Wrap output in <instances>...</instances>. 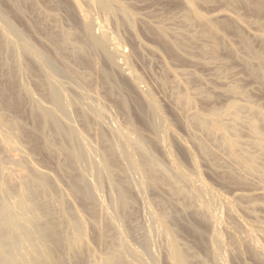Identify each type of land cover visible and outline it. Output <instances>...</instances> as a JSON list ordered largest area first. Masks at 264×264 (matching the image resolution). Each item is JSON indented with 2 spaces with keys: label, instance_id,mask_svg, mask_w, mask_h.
<instances>
[{
  "label": "bare ground",
  "instance_id": "1",
  "mask_svg": "<svg viewBox=\"0 0 264 264\" xmlns=\"http://www.w3.org/2000/svg\"><path fill=\"white\" fill-rule=\"evenodd\" d=\"M174 1L182 8L177 19L179 30L170 32L173 34L170 38L166 32L169 30L163 27L164 23L162 26L156 21L158 25L155 26L150 22L152 28H148L164 53L178 64L185 55H192L193 49H197L203 58L222 62L225 59L220 53L227 47L224 36L229 32L240 45L245 57L243 59L241 56L243 62L252 67L250 73L257 75L259 84L264 87V51L262 48L256 49L249 34L244 31L246 25L253 29L264 27V0H220L230 10L236 6L241 7L246 14L257 18L254 20L245 19L244 15L235 14L237 12L226 13V10L222 11L225 14L215 12L217 15H209L196 6L197 3L208 6L211 0H198L196 4L193 0ZM14 2L15 7L12 6ZM38 2L40 1L15 0L10 5L16 8L13 9L15 14H22V4L28 3L32 9L38 10ZM48 2L54 8L65 10L75 24L72 30H63L56 14L48 13L47 10L45 12L41 8L43 12L39 11L42 14L38 15H42L41 18H36L35 25H30L39 28L45 25L46 20L49 26L53 21L52 28L45 36L50 42V50L35 46L24 27L18 28L11 20V15L7 14L8 11L0 6V264H157L158 256L156 259V252L154 253L150 243L151 232L154 231L148 228L142 235V252L130 246L127 236L125 238V234L137 223L133 211L135 197L140 193L145 196L149 190L156 196V199H152L153 205L156 201L159 207L151 205L152 197L147 202L144 201L148 203L153 228L164 240L166 264H228L230 257H242L241 254L244 255L245 252L255 264H264V244L256 235L259 232L264 242V229L261 222L257 223L260 220L257 221L255 215L258 209L264 210V109L259 102L251 100L249 91L231 83L232 86L225 85L224 96L238 97L242 102L234 98L221 106L224 108H209L202 114L196 111L198 104L194 106L197 103L196 96L194 100L189 92L190 95L186 90H180L182 83L184 87L188 86L183 80H180L182 83L177 80L179 88L169 94L174 103L172 105H175L176 115L185 117L181 126L190 133V136L187 134L191 137L193 146L204 161L209 163L212 171L219 169V180L230 186H247L249 178L253 177L261 186L257 192L243 191L236 192L233 198L225 197L226 195L220 197L200 176L202 170H199V159L196 160L198 156L195 158V153L192 154V148L186 145L188 142L181 141L176 131L174 133L170 130V123L164 118V114L160 115V102L157 103V99L149 96L150 91L147 90L148 94L141 90L139 74L130 66L131 54L123 50V42H119L118 36L115 35L119 41L113 37V28L112 31L108 30L110 23L116 29L124 28L137 45L140 41L135 40L137 32L134 22L138 13L135 14L121 0ZM91 11L100 13L101 18L97 17L98 14L92 15L94 13L91 14ZM140 18L137 19L140 21ZM158 21L162 23L164 19L162 22L161 18ZM27 23L29 22L25 24ZM191 28L196 31L193 29L194 33L191 32ZM253 38L264 44V30L260 34L255 33ZM139 44L141 49L142 43ZM232 47H227V51L233 56L237 55L238 52ZM152 51L155 52L154 49ZM67 55H71L77 68L65 62L64 58L67 57L64 56ZM198 58L196 60L199 61ZM227 61L223 62L227 64ZM104 65H108L111 71L115 70L119 78ZM176 71H170V74H177ZM60 75L74 80L72 87L77 90L79 89L75 83L80 84V90H85V93L79 94L81 91L77 93L76 90L79 95L71 94L70 84L73 81L68 87L61 83ZM176 76L174 75V80L179 75ZM191 76L193 77L192 73ZM27 77L33 80V86L29 85ZM173 86L177 85L171 87ZM184 89L188 91L187 87ZM100 90L126 114L122 124L112 126L107 123L106 107L99 100ZM38 92L47 104L43 103L40 96L36 97ZM206 100L209 101L207 98ZM131 103L139 117V124L134 121V115H131ZM26 107L32 121L30 128L21 119ZM193 107L196 110L193 111ZM75 118L81 123V129L75 125ZM242 130L246 137H243ZM91 131L94 134L93 140L87 137V132ZM170 134L172 139L168 140L167 135ZM173 143L189 164L191 175L183 171L184 165L183 170L178 165V160L181 159L182 162L183 158H178L172 153V149L171 153L178 160L170 153L169 148ZM36 153L61 157L57 167L63 178H68L67 191L58 184L60 180L56 181V177L45 172L46 170L42 171L43 167L40 170L32 164V155ZM8 163L17 165L18 168L13 169ZM129 173L138 177L137 182H133ZM103 186H107L112 194L108 202L101 194ZM162 191L169 195L173 207L170 202L168 206L166 199L160 197ZM69 199H77L76 202L79 200L82 209L74 205L71 207ZM242 200H245L244 204ZM218 201L225 208L223 213L228 220V225L227 222L223 225L224 229L221 228V223L225 219L214 208ZM239 207L250 220L246 216L242 217L247 220L241 218ZM236 208L240 216L236 213ZM172 221L179 222L182 227L171 225ZM176 226L194 235L199 252L195 251L196 246L192 247L193 250L181 240V231ZM220 229L225 230L227 240ZM92 242L98 248H104V252L99 254Z\"/></svg>",
  "mask_w": 264,
  "mask_h": 264
},
{
  "label": "rangeland",
  "instance_id": "2",
  "mask_svg": "<svg viewBox=\"0 0 264 264\" xmlns=\"http://www.w3.org/2000/svg\"><path fill=\"white\" fill-rule=\"evenodd\" d=\"M13 1H15V0H0V6L1 7H3L4 8V10L5 11H8L7 12V14H10L11 16V20L13 21V22H15V24L18 26V28L19 27H21V29L23 28L24 30H25V32H27L28 33V35H29V37H30V39L34 42H32L35 46H37V47H40V49H43L44 47V49L45 50H50L51 49V46H50V42H49V40L46 38L47 36H46V34H47V32H48V30H50L51 28H52V26L51 25H53V21H51L49 24H50V26L49 25H47L48 23L46 22H44V24L45 25H43L42 27H36V26H31L30 24H32V25H35V22L37 21V19H39V18H41V16H38V15H40V14H42V12L43 11H45V10H47V11H49L48 13H52L53 15H55L56 14V17L58 18V23L63 27V30L65 29V30H68L69 28V30H72L74 27L73 26H75V24H74V22H73V20L69 17V15H68V13L65 11V10H62V9H57V8H54L49 2H48V0L46 1V0H39L40 2H38V6L40 7V10H39V7H38V10H36V9H32V6L30 5V4H28V3H24V4H22L21 5V7H22V9H23V12H22V14H15V12L16 11H14V10H16V8H14L15 6L14 5H16L15 3L16 2H14L13 3V5L12 6H14V7H12L10 4L13 2ZM124 2L125 4H127V6L129 7V8H131V9H133L134 11V13L136 14V13H138V14H136V17L137 18H139V17H141L142 18V20H141V18H140V21H142V22H140L139 21V19H135V21L136 22H134L135 24L134 25H136V26H134L135 28L134 29H136V32H137V35H135V40L138 42V41H140V42H138V44L140 43L141 44V49H142V52L140 51L141 49H140V46H138V44L137 45H135L134 43L135 42H133V38L130 36V34L124 29V28H120L121 30H119V29H116V28H114V26H111V25H113V24H109L110 25V27H109V25H108V28H110V29H108V30H111L112 31V28H113V31L111 32L112 33V35H113V37H115V35H116V37L118 36V39L120 40H118L116 37V39H117V41H119V42H123L121 45H122V48H123V50L125 49V52H128V54H131L130 55V66L133 68V70L135 69L136 70V72L135 73H137V75L139 76V82H141L140 83V86H142L141 88V90L142 91H146L147 93H148V91H150L148 94H149V96H153L152 98L153 99H157V103H159L158 104V106L161 108H159V112L160 111H162L161 113H160V115L162 116V114H164L163 116H164V118H167V122L168 123H170L169 125H170V130L171 131H173L174 133H175V131H176V135H177V137L178 138H180V140L181 141H183L184 143H185V141L186 142H188V144H186L187 146H189L190 147V149H191V152H192V154H194V156H195V158L198 156V158H196V160H198L199 161V163H198V165L200 164V168H199V170H202V171H200V176H202V179L205 181V183L207 184V185H209L211 188H213L212 190L214 191V189H215V193L218 195V196H224V195H226L225 197H231V198H233L232 196H234V194H236V192L238 193V192H243V191H245V193L246 192H257V191H259L260 189H261V186L258 184V182L253 178V177H251V178H249V181L248 182H250V183H248L247 184V186H235V185H233V186H230V185H226L225 183H222V181L221 180H219L220 178H219V176H220V171H217V170H219V169H213V171H212V169H211V167L207 164V161L205 162L204 161V159L201 157V155L198 153V151H196V149H195V147L193 146V144H192V142H191V137H189L190 136V133H188V131L183 127V126H181L182 125V121L184 120V118L185 117H183V115H182V118H181V116H179L178 114L176 115V110H175V105H172V104H174L173 102H172V97L170 96L171 95V93L173 92V91H175V89H177V88H179V86H180V83H179V81L180 80H183L182 82H185V83H187L186 85H188V86H186L187 88H188V91H187V89H184V88H186V87H184L185 85H182V84H184V83H182L181 81V86L182 87H180V90H183V91H185L186 90V92L190 95V96H193V99L195 100V98H194V96H196V98L197 99H199V100H195V102H197V103H195V105L194 106H196V104H198L197 105V110L195 109L196 107H193V111H194V109L198 112V113H206L207 112V110L209 109V108H220V109H222V108H224V107H221V106H225L227 103H228V101H230V100H232V99H234L235 97H227L226 96V94H225V96H224V88H226L227 86H232V85H236V86H238V87H240L241 89L243 88V90H245V91H249L248 92V94H249V97L251 98V100H253L255 103H258L260 106H262V108L264 109V87H262L260 84H259V81H258V78H257V75H255V74H251L250 72H251V70L250 69H252V67L251 66H247V64H245L244 62H243V59H245V57H243L244 55H243V53H242V51H241V49L239 48V43H237V40L229 33V32H226V36H224V41H226L225 43H227L226 44V46L228 47V48H231L232 47V45H234L233 47H232V49H236V51L239 53H237V55H232L231 54V52L230 51H227V47L225 48V49H223V51H221V53H220V56L223 58V59H225V60H223L224 62L225 61H227V64H225L223 61L221 62V61H210L207 57H202L203 55H201L198 51H197V49H193V51H194V53H193V51L191 52V53H193L192 55H185V60H183L184 58H182L179 62H178V64H177V62L176 61H173L169 56H168V54L167 53H164V50H162L161 48V46H160V44L159 43H157V41L156 40H154L155 38L154 37H152V35L149 33V31H148V28L149 29H151L152 27H151V24H150V22L153 24V25H158V24H161L162 26L165 24V26H163L164 28H166V29H168L169 30V32L166 30V32H167V35L171 38V36L173 35V34H170V32H173L174 33V31H178L179 30V28L180 27H178V26H180V24H179V20H177V19H179V17H180V14L182 13V8L174 1V0H121V2ZM127 1V2H126ZM133 1V2H132ZM194 1V3L196 4L197 3V1L198 0H193ZM131 2H132V4H131ZM129 4V5H128ZM142 4V5H141ZM131 6V7H130ZM196 6H197V8L200 10V11H202V12H204L205 14H211V15H214V13L215 12H218L219 14L222 12V11H224L225 12V10H226V13H228V12H232V13H235V12H237V13H235V14H238L239 13V15H241V16H243L244 15V18L245 19H248V20H251L252 18V20H254V18L255 19H257L256 17H254L253 15L251 16V15H249V14H246L245 12H244V10L241 8V7H239V6H236L233 10H230V9H228L227 7H226V5L224 4V2H221L220 0H211L210 1V3H209V5L206 7V6H204V5H200V4H196ZM44 8V10L42 11V9ZM133 7V8H132ZM42 8V9H41ZM86 8V7H85ZM161 8V9H160ZM201 8V9H200ZM214 8V9H213ZM14 9V10H13ZM229 10V11H228ZM235 10V11H234ZM39 11H42L41 13L39 12ZM47 11H45V12H47ZM157 11V12H156ZM206 11V12H205ZM12 12V13H11ZM38 12H39V14H38ZM92 12L93 11H91V14H92ZM224 12H222L223 14H225ZM15 15H17V16H15ZM94 13V12H93ZM153 13V14H152ZM241 13V14H240ZM24 14V15H23ZM98 14V15H97ZM94 13V14H92V15H97V17H99L100 16V18H101V15H100V13ZM246 14V15H245ZM19 15V16H18ZM60 15V16H59ZM141 15V16H140ZM159 15V16H158ZM165 15V16H164ZM215 15H217V13H215ZM158 16V17H157ZM22 17H24L23 19H22ZM163 17V18H162ZM169 19H168V18ZM176 17H178V18H176ZM37 18V19H36ZM56 18V19H57ZM159 18V19H158ZM160 18H161V22H162V20L164 19V21L162 22V23H160V21H158V20H160ZM172 18V19H171ZM173 18H174V20H173ZM250 18V19H249ZM29 19V20H28ZM62 21H61V20ZM71 19V20H70ZM28 20V21H27ZM138 20V21H137ZM166 20V21H165ZM178 22H177V21ZM157 21V23H155ZM169 21V22H168ZM26 22H29V23H27V24H25ZM31 22V23H30ZM34 22V23H33ZM167 22H168V24H167ZM171 22V23H170ZM63 23V24H62ZM144 23V24H143ZM150 24V26H149V24ZM164 23V24H163ZM170 23V24H169ZM175 23V24H174ZM25 24V25H24ZM72 24V25H71ZM147 24V25H146ZM29 25H30V27H29ZM59 25V26H60ZM144 25H146V28H145V26ZM152 25V26H153ZM155 25V26H156ZM167 25V26H166ZM178 25V26H177ZM50 28H49V27ZM60 26V27H61ZM148 26V27H147ZM170 26V27H169ZM173 26H175L174 27V29H173ZM248 25H246V28H244V31H246L245 33L248 35L249 34V37L252 39V41L254 42L253 44H254V47L256 48V49H260L261 50V48H262V50L264 51V44H261V43H259L258 41H256L255 40V38H253L254 37V34L256 33V34H260V33H262V31L264 30V27L263 28H258L259 30H260V32H258L259 30L256 28V27H254V29L250 26H248ZM25 27H27V28H25ZM48 27V28H47ZM62 27H61V29H62ZM73 27V28H72ZM176 27H178V28H176ZM30 29H32V30H35V31H31ZM41 29V30H40ZM115 29H116V31H117V33H116V31H115ZM194 30H195V28H193ZM192 28H191V32L193 31V33H194V30H193ZM122 30H125V31H122ZM138 30V31H137ZM144 30H146V31H144ZM247 30H248V32H247ZM115 31V32H114ZM135 31V30H134ZM196 31V30H195ZM126 32V33H125ZM136 32H135V34H136ZM258 32V33H257ZM114 33V34H113ZM35 34V35H34ZM121 34V35H120ZM129 35V36H128ZM46 36V37H45ZM122 38H121V37ZM231 37V38H229V37ZM44 39H43V38ZM128 37H130V38H128ZM227 37V38H226ZM226 38V39H225ZM234 40H233V39ZM41 39V40H40ZM47 39V40H46ZM132 39V40H131ZM153 39V40H152ZM123 40V41H122ZM255 40V41H254ZM48 43H46V42ZM156 41V42H155ZM44 42V43H43ZM124 44V45H123ZM139 44V45H140ZM145 44V45H144ZM148 44V45H147ZM232 44V45H231ZM50 46V48H49V46ZM134 45V47L136 48V49H138V50H136L134 47H132ZM153 45V46H152ZM231 47H230V46ZM236 45H237V47H236ZM145 46H146V48H145ZM159 47V50H158V47ZM42 47V48H41ZM47 47V48H46ZM138 47V48H137ZM144 47V48H143ZM149 47V48H148ZM152 47V48H151ZM150 48L153 50H155V52L154 51H152V50H150ZM239 48V49H238ZM132 49V50H131ZM134 49V50H133ZM140 49V50H139ZM161 49V50H160ZM132 51V53H134V54H132V53H129V52H131ZM157 50V51H156ZM225 50V51H224ZM239 50H240V52H239ZM134 51V52H133ZM135 51L137 52L136 54H135ZM141 52V53H140ZM151 52V53H150ZM228 52H230V53H228ZM145 53V54H144ZM153 53V54H152ZM190 53V54H191ZM139 54V55H138ZM229 54H230V56H229ZM132 55H134V56H132ZM138 57H137V56ZM143 55V56H142ZM164 56V57H163ZM166 56V57H165ZM188 58H187V57ZM190 56H191V58H190ZM201 56V57H200ZM242 56L243 57V59H242V57L240 58V57ZM64 57H67V58H64V60H65V62L67 63V62H69V64L71 65V66H73L74 68H77V65L75 64V62H74V59L71 57V55H67V56H64ZM134 59H133V58ZM199 57V58H198ZM193 58H194V60H193ZM200 59L199 61L198 60H196V59ZM202 58V59H201ZM240 58V60H242V61H240V60H238V59ZM66 59H68V61L66 60ZM73 59V60H72ZM135 59H137V60H135ZM132 60V61H131ZM134 60V61H133ZM171 60V61H170ZM138 61V62H137ZM170 61V62H169ZM182 61V62H181ZM206 61H208V62H206ZM235 61V62H234ZM240 61V62H239ZM73 62V63H72ZM123 62V61H122ZM167 62V63H166ZM172 62H176V63H173L172 64ZM187 62V63H186ZM197 62V63H196ZM204 62H206V63H204ZM217 62V63H216ZM72 63V64H71ZM124 63V62H123ZM170 65H169V64ZM196 63V64H195ZM223 63V65L221 66V64ZM68 64V63H67ZM68 64V65H69ZM134 64V65H133ZM177 64V65H176ZM69 65V66H70ZM200 65H201V67H200ZM219 65V66H218ZM226 65V66H225ZM107 66V67H106ZM135 66V67H134ZM210 66V67H209ZM104 67H106L107 68V70L108 71H111V68H109V66L108 65H104ZM166 67L169 69V71H168V69L166 70ZM183 67V68H182ZM224 67V68H223ZM248 68V69H247ZM173 69V70H172ZM178 69V72L180 71V70H183L185 73V75L186 76H183L184 74H181L180 72H182L183 73V71H180L179 73L176 71V70ZM226 69V70H225ZM231 69V70H230ZM134 70V71H135ZM164 70V71H163ZM186 70V71H185ZM235 72H234V71ZM113 71V72H112ZM111 71V73L113 74V75H115V77L117 76L118 78H119V74L115 71V70H112ZM170 71H176L177 72V74L175 73V72H171V74H170ZM192 71V72H191ZM232 71V72H231ZM116 72V73H115ZM188 72V73H187ZM227 72V73H226ZM232 74H231V73ZM249 72V73H248ZM163 73V74H162ZM174 73V74H173ZM191 73L193 74V77L191 76ZM195 73V74H194ZM187 74H189V75H187ZM251 74V75H250ZM174 75H181L180 77V79H179V76L177 77V78H175L176 80H174L173 78H174ZM216 75V76H215ZM217 75H220L219 77L217 76ZM173 76V77H172ZM188 76V78H186ZM202 76V77H201ZM214 76H215V78H214ZM222 76V77H221ZM237 76H239V77H237ZM183 77V78H182ZM185 77V78H184ZM165 80H164V79ZM28 79V82H29V85L30 86H33V80L31 79V78H26V80ZM141 79V80H140ZM157 79V80H156ZM167 79V80H166ZM219 79V80H218ZM32 80V81H31ZM59 80H61V83H63L64 85H67L68 87H70V85H71V88L73 89L74 88V90H75V92H74V90H72V89H70V93L71 94H75V95H79V94H81V93H85V90L82 92L81 90H82V88H81V86H79V85H77V83H75L76 84V86H78L77 88L80 90V88H81V92L79 91V90H77V89H75V87H72L73 85L72 84H74V80H72L73 81V83H71L72 81H71V79L70 78H68V77H64L63 75H60V77H59ZM174 80V81H173ZM177 80H179V81H177ZM185 80V81H184ZM188 80V81H187ZM190 80H191V82H190ZM218 80V81H217ZM162 81H164V83L162 82ZM169 81V82H168ZM177 81V82H176ZM225 81V82H224ZM236 81V82H235ZM257 81H258V83H257ZM65 82V83H64ZM75 82H77V81H75ZM172 82V83H171ZM69 83H71L70 85H69ZM161 83H163V84H161ZM177 83V84H176ZM179 83V84H178ZM222 83V84H221ZM225 83V84H224ZM227 83V84H226ZM230 83V84H229ZM231 83H232V85H231ZM237 83V84H236ZM166 84V85H165ZM224 84V85H223ZM172 85H177V86H173V87H171ZM225 85H227V86H225ZM259 85H260V87H261V89L259 88ZM258 86V87H257ZM80 87V88H79ZM174 87H176V88H174ZM174 88V90H172L171 91V89H173ZM182 88V89H181ZM217 88V89H216ZM220 88H222V90L220 89ZM248 88V89H247ZM252 88V89H251ZM262 88H263V90H262ZM87 89V88H86ZM250 89V90H249ZM76 90H77V93H79V94H76ZM88 90V89H87ZM148 90V91H147ZM164 90V91H163ZM200 90H202L201 91V94H200ZM216 90V91H215ZM72 91V92H71ZM89 91V90H88ZM103 91V90H102ZM192 91V92H191ZM198 91H199V93H198ZM218 91V92H217ZM129 92V91H128ZM197 92V93H196ZM223 93V95H222V93ZM130 93V92H129ZM204 93H206V94H204ZM208 93V94H207ZM170 94V95H169ZM173 94V93H172ZM251 94V95H250ZM36 95V97L37 98H39V96H40V99L43 101V99L41 98V95H40V93L38 92V94L36 93L35 94ZM202 95H203V99H202ZM205 95V96H204ZM207 95L209 96V97H207ZM99 96L101 97H99L100 99V102L102 103V104H104V106L106 107L105 109H106V114H108V115H106V120H107V123H109L110 125H114V126H116L117 124H122L123 123V121H124V119H125V113L123 112L122 113V111L121 110H119L118 109V107L116 106V104L110 99V97H108L105 93H101V90L99 91ZM198 96V97H197ZM199 96H200V98H199ZM220 96H222V98L220 97ZM224 97V98H223ZM206 98L209 100V101H207L206 100ZM211 98V99H210ZM237 98V100H240L239 102H242V100L241 99H239L238 97H236ZM236 98H235V100H236ZM202 99V100H201ZM45 101V100H44ZM43 101V103H45V104H47L46 102H44ZM172 103H171V102ZM207 101V102H206ZM220 101V102H219ZM226 103V104H225ZM132 105L130 106V108H131V110H130V112H131V115L133 116V118H135L134 119V121L137 123V121H138V123L137 124H139L140 122H139V117H138V115L135 113L136 111H135V109H134V107H133V103H131ZM214 104V105H213ZM173 107H172V106ZM211 105V106H210ZM171 106V107H170ZM206 106V107H205ZM209 106V107H208ZM220 106V107H219ZM205 107V108H204ZM174 109V110H173ZM199 109V110H198ZM204 109V110H203ZM205 109H206V111H205ZM24 110V109H23ZM202 110V111H201ZM27 111H28V109H27V107H26V109L24 110V115H22V117H21V119H22V122H24L23 124L24 125H26V127L28 128H30L31 127V124H32V121H31V119H30V117H29V115H28V113H27ZM200 111V112H199ZM7 112V111H6ZM9 112V111H8ZM7 112V113H8ZM176 112V113H175ZM10 113V112H9ZM27 113V114H26ZM202 113V114H203ZM112 115V116H111ZM73 116L75 117V114L73 113ZM179 116V117H178ZM9 117V116H8ZM178 117V120H175L176 118ZM182 119V120H181ZM120 120V121H119ZM78 122V123H77ZM113 122V124H111ZM117 122V123H116ZM122 122V123H121ZM173 123V124H172ZM179 123V124H178ZM108 124V125H109ZM75 125L78 127V128H82L81 126V123L79 122V120L78 119H76L75 118ZM80 126V127H79ZM94 127H95V125H93ZM172 126H173V129L174 130H172ZM104 129H105V127H104ZM176 129V130H175ZM243 132H242V135H243V137H246V133H245V131L244 130H242ZM189 134V136H188V134ZM94 136V134H93V131H91V132H87V137L90 139V140H93V136ZM179 135V136H178ZM170 136V137H169ZM186 138V139H185ZM167 139L168 140H170V139H172L171 138V134L170 135H167ZM189 139V140H188ZM174 147V148H171V147ZM192 146V147H191ZM171 147L169 148V151H170V153H171V150L170 149H172V153H174L178 158H183L182 157V155H181V151L180 150H178L179 148H178V146L176 145V144H174L173 143V145H171ZM178 150V151H177ZM171 153V154H172ZM197 153V154H196ZM174 154H172V156L174 157V158H177ZM197 155V156H196ZM223 154H221L220 153V156L221 157H223L222 156ZM33 156H34V158H33ZM42 157V158H41ZM38 158V159H37ZM60 156H58V155H55V154H53V155H47V154H45V153H36L35 155H32V161H33V163L32 164H35V166L36 167H38L40 170L42 169V167H43V170L42 171H45V172H47V173H49L51 176H53V177H56L55 179H56V181L58 180H60L59 182H58V184H60V187L61 188H63V190L64 191H67L68 190V182H67V177H65L64 176V178H63V176L61 175V172H60V170H59V168L57 167V164H58V161L60 160ZM178 158H177V160H178ZM35 159V160H34ZM201 160V161H200ZM41 161V162H40ZM186 160L183 158L182 159V162H181V159H180V161L178 160V165L180 166V168L183 170V168H184V172H186V173H188L189 175H191V168H190V166H189V164L187 163V161L185 162ZM5 162V161H4ZM181 162V163H180ZM36 163H38V164H36ZM9 164H10V166L12 165L13 166V169H17L18 167H17V165H14V164H12V163H8L7 165L9 166ZM184 165V167L182 168V166ZM11 166V167H12ZM59 170V171H58ZM216 170V171H215ZM51 172V173H50ZM131 173H129V177H131V179L133 180V182H137V176L134 174V173H132V176L130 175ZM202 174V175H201ZM62 177H61V176ZM218 176V177H217ZM59 177V178H58ZM62 178V179H61ZM134 178V179H133ZM66 179V180H65ZM136 179V180H135ZM62 180V181H61ZM251 183H253V184H251ZM67 188V189H66ZM103 188L104 189H102V192H101V194L103 195L102 197H103V199L106 201V202H108L109 200H110V198H111V196H112V194H111V192H110V190L108 189V187L107 186H103ZM104 190H106V191H104ZM148 192V191H147ZM145 193V196L144 195H142V194H144V193H140L139 195H136V197H135V202H134V206H133V211H134V219H135V223H136V226L134 227L136 230H138L139 229V227H140V229L142 230V231H140V229L138 230L139 231V233H138V231L136 232V230L133 228V229H131V230H129L128 231V233H126L125 234V238H126V236H127V240H128V244L130 243L131 245L130 246H133L134 247V249H136V250H138V251H140V252H142V250H143V248H142V246H141V240H142V238H143V236L142 235H144V232H145V230H147L148 228H150L152 231H154V232H151V235H152V237H151V235H150V243H151V248L154 250V253H155V257H156V259H157V256H158V259H157V264H166V260H165V253H164V251H165V246H164V244H163V242H164V240H163V238H162V236H159V234L157 233L158 231L155 229V228H153L154 227V224H153V222H152V220H151V218H150V216H149V211H148V206H147V204L148 203H146L147 201L146 200H150V201H152V204L151 205H153L154 204V201L152 200L153 198L154 199H156V196L154 195V192H151L150 190H149V192L148 193ZM164 191H162V195H160V197H163V199H166V202H167V205L169 204V202L171 203L170 204V206L171 207H173V202H171V199L168 197L169 195L166 193V192H164ZM221 193V194H220ZM165 194V195H164ZM228 194V195H227ZM111 195V196H110ZM142 197H141V196ZM165 196V198H164V196ZM140 196V197H139ZM144 196V197H143ZM168 198H167V197ZM220 196V197H221ZM110 197V198H109ZM150 197H152V198H150ZM73 198V197H72ZM147 198V199H146ZM150 198V199H149ZM168 199V200H167ZM170 199V200H169ZM77 200V199H76ZM76 200L75 199H69L68 201H70V203L69 204H71L70 206L72 207V205H74L76 208H77V206H78V208H81L82 209V207H81V204H80V202H79V200L76 202ZM146 202H145V201ZM245 200H242V204H244L243 202H244ZM219 202H221V201H218V202H216L215 203V209H217V210H215V212H218V214H220V216H222L223 217V219H225V220H223L222 221V223H221V228L223 227V229H224V227L225 226H223V225H226L225 223L227 222V225H228V220H227V217H226V215H224V209H223V205L221 206L220 205V203ZM218 204V205H217ZM222 204V203H221ZM157 205V202L155 201V205H153V207L155 208V207H159L158 205ZM169 206V205H168ZM218 206V207H217ZM138 207V208H137ZM217 207V208H216ZM143 208H145V209H143ZM220 209V210H219ZM221 209H223V211L221 210ZM236 210V213L238 214V216H240V214H241V218H243V217H245L246 216V218H248L249 220L251 219L249 216H247L242 210H241V208L239 207V212H240V214L238 213V209L236 208L235 209ZM110 211H111V209H110ZM146 212V213H145ZM244 213V214H243ZM258 213V214H257ZM148 214V215H147ZM226 217H224V216ZM255 215H257L256 217H257V221L258 220H260V221H258L257 223H259V222H261V224H262V226H263V228L262 229H264V210H260V209H258L256 212H255ZM243 216V217H242ZM258 216H259V218H258ZM246 218H243V219H246ZM184 219H186V216L184 217ZM247 220V219H246ZM263 220V221H262ZM173 222V221H172ZM176 223V224H175ZM138 224V225H137ZM260 224V223H259ZM140 225V226H139ZM171 225H173V226H175V225H177V226H181L182 227V225L178 222H173ZM150 226V227H149ZM176 226V228H178V229H180V231H181V240L184 242V243H187V245H190V247L192 248V247H194L195 248V246H196V249H195V251L197 250H199V248L197 247V245H196V240H195V237H194V235L193 234H191L190 232H188V231H186L185 230V232H184V229H181V228H179V227H177ZM152 227V228H151ZM155 229V230H154ZM220 230H222V229H220ZM132 231V232H131ZM157 231V232H156ZM223 231V230H222ZM221 231V233H223L224 232V239H228V235L225 233V230L222 232ZM131 232V233H130ZM157 234H156V233ZM141 233V234H140ZM184 233V234H183ZM189 233V234H188ZM128 234V235H127ZM130 234V235H129ZM227 235V236H226ZM257 235V237H258V239H259V241L261 242V243H263L264 244V242H263V240H262V238L260 237V235H259V232H258V234H256ZM187 238H186V237ZM260 237V238H259ZM158 239V240H157ZM151 240H152V242H151ZM154 242V243H153ZM92 244V246L94 247V248H96L97 246L92 242L91 243ZM262 244V245H263ZM159 245V246H158ZM132 247V248H133ZM138 247V248H137ZM141 248V249H140ZM193 249V248H192ZM194 250V249H193ZM224 250V252H225V250H226V248H224L223 249ZM96 251H98L99 252V254H100V252L101 253H103L104 252V248H96ZM160 251V252H159ZM200 251V250H199ZM198 251V252H199ZM162 253V254H161ZM244 253V252H243ZM159 254V255H158ZM161 254V255H160ZM242 255V257L240 256V257H237V258H231L230 256V258H229V261H228V264H249V262H250V264H255V262L253 261V259L249 256V254L248 253H244V255L243 254H241ZM244 256V257H243ZM162 258V259H161ZM239 258V259H238ZM235 259V260H234ZM243 259V260H242ZM244 261H245V263H244ZM230 262V263H229ZM248 262V263H247Z\"/></svg>",
  "mask_w": 264,
  "mask_h": 264
}]
</instances>
